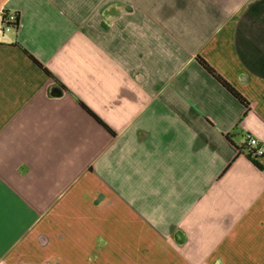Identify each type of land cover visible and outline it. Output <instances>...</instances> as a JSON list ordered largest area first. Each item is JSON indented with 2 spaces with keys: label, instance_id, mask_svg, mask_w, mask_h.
I'll list each match as a JSON object with an SVG mask.
<instances>
[{
  "label": "crops",
  "instance_id": "0c3cea01",
  "mask_svg": "<svg viewBox=\"0 0 264 264\" xmlns=\"http://www.w3.org/2000/svg\"><path fill=\"white\" fill-rule=\"evenodd\" d=\"M248 136L264 0H0V264H264Z\"/></svg>",
  "mask_w": 264,
  "mask_h": 264
},
{
  "label": "trees",
  "instance_id": "16d2710c",
  "mask_svg": "<svg viewBox=\"0 0 264 264\" xmlns=\"http://www.w3.org/2000/svg\"><path fill=\"white\" fill-rule=\"evenodd\" d=\"M11 14L14 15L16 21L12 24H9V25H11L15 29V31H18L20 29V15L18 13L5 12L4 16H3L2 23L4 25L7 24L6 21L9 19V16ZM25 53L33 60V62L36 65L43 68L42 65L34 57H32L30 54H28L27 51H25ZM198 60H199L200 64L206 69V71H208L212 76H214L224 86V88H226L236 99H238L242 104H247L244 97L237 90H235L230 84H228L220 75H218L216 73V71L214 69H212L204 60H202L201 58H198ZM44 70L48 73V71L46 69H44ZM79 104L85 110H87L101 125H103L107 130H109L112 133V131L108 128V126H106L92 111H90V109H88V107H86V105H84L82 102H79ZM250 137H252V136H248L247 142L244 145H242V147H238V150L241 154H244L252 163H254V165L256 167H258L259 169H263L262 165L259 162L260 159H262L263 157H261L257 154V148L256 147H253L249 144L248 141H249ZM226 138L229 141H232L230 134H228L226 136Z\"/></svg>",
  "mask_w": 264,
  "mask_h": 264
},
{
  "label": "built area",
  "instance_id": "2783aa9c",
  "mask_svg": "<svg viewBox=\"0 0 264 264\" xmlns=\"http://www.w3.org/2000/svg\"><path fill=\"white\" fill-rule=\"evenodd\" d=\"M16 21L14 15H10L9 16V19L6 21V23L8 24H5V31L6 32H11V31H14L15 29L9 25V24H12ZM249 144L253 147H256L257 148V154L261 157H264V147L260 146V142L257 138L255 137H250L249 138Z\"/></svg>",
  "mask_w": 264,
  "mask_h": 264
}]
</instances>
